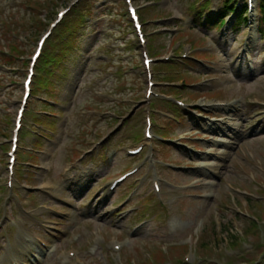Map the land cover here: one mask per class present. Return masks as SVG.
<instances>
[{
    "label": "rangeland",
    "instance_id": "1",
    "mask_svg": "<svg viewBox=\"0 0 264 264\" xmlns=\"http://www.w3.org/2000/svg\"><path fill=\"white\" fill-rule=\"evenodd\" d=\"M70 1L0 0V63L25 68L35 40L53 20L55 13ZM117 1L121 0H81L57 27L35 69L30 102L37 111L35 114H26L25 120L44 131L46 127H52L53 132L46 133L50 141L35 139L26 134L24 145L39 152L20 156V160H31L38 166L50 161L51 171L46 181L61 182L60 194L73 207L62 210L66 216L61 222L57 221L58 224L55 223L52 231L10 229L5 226L0 254L14 255L18 251L23 252L26 246L31 245V234L41 233L57 244L56 255L47 258L49 264H66L63 254L71 248L82 251L78 258L68 264H110L103 244L123 239L128 241V245L121 252L122 264H177L190 251L187 247L189 243L193 244L195 264H264V229L247 234L249 221L239 214L240 211L251 213L256 223L252 224L253 230L259 228V223L264 224V196L260 192L264 191V109L258 105L264 103V41H260L256 34L255 21L249 37H245L242 29L239 33L233 31L226 40L221 38V30L204 28L201 19L193 18V12H189L188 8L193 6L195 0H154L168 5L161 7L164 9L149 7L141 10V20L146 24L145 32L147 35L152 33L148 35V51L153 58L158 59L168 51L173 52L176 57L183 50L192 52L180 62L153 65L154 73L166 87L160 93L172 98H182L187 103H229L228 108L209 113L211 117H226L218 124L223 133L216 127L214 129L219 133L206 132L208 121L197 123L188 116H180L178 108L162 101H153V111L166 116L160 118L159 122L161 119L165 120L160 123L154 119L157 134L165 138H179L184 133H189L190 136L205 134L202 137L207 138L208 143L201 141L196 144L197 140H190L193 144L191 146L196 149L195 153L160 148L158 157L164 159L160 164L169 165L171 163L165 162L169 160L176 165H188L194 169L180 172L161 169L164 178L171 182V185L163 186L161 198L152 194L149 183L140 188L138 186L130 204L136 210L126 220L107 212L119 202L121 196H125L136 186L134 182L125 185L109 201L92 197V194L102 183L108 184L130 165L124 150L135 145L126 142H137L140 127L143 130L139 112L125 123L123 133L126 134L127 141L125 142L124 137L120 148L114 146L113 150L118 153L112 161L107 159H112L111 151L104 155V148L100 154L97 153L99 155L95 159H98L86 162L85 166L71 175L74 177L72 181L62 178L61 174L69 162L90 147L92 142L106 135L114 125L102 121L92 124L86 111L110 110L123 115L129 106L120 105L118 98L140 100L143 97L145 85L139 53L136 51L138 47L124 16L125 7L116 3ZM222 1L211 0L210 6L220 7ZM148 2L149 0H135L141 8L153 6ZM183 13L189 14L194 23L189 31L173 33L176 28H184L183 23L173 20ZM201 15L208 17L206 11L201 12ZM167 16L173 17L172 20H166ZM165 25H170L166 29L170 33L163 32ZM10 44L12 45L9 46ZM202 49L209 51L211 55L206 57V52H200ZM4 50H10L13 59L6 58ZM243 50L254 57L255 68L251 72L241 59ZM102 54L107 57L105 61L99 59L103 57ZM94 57L99 59L98 62ZM199 60L210 66L208 70L195 63ZM87 63H91L89 67H94V72L86 70ZM133 65L137 68L134 75L122 72ZM23 77L24 71L21 73L16 70L13 73L0 68V202L5 195L3 151L8 146L4 144L6 138H9L16 109L15 101L20 96ZM208 78H213L214 81L198 88L188 87L189 83L196 84ZM12 80L14 84H10ZM178 84L184 87H176ZM101 93L113 95L116 99L113 101L102 98ZM48 99L60 105L61 114L57 119L41 117V114H46L45 110L52 113V116L58 112L56 107L45 103ZM227 127L233 131L228 132ZM44 138L47 139L45 136ZM216 138L225 139L229 145L221 147L210 143ZM206 152H214L219 159L209 158V169L206 172L198 171L197 162L207 161L202 159ZM30 169L28 172L18 167V177L28 181L30 185H37L40 180L36 181L35 177L39 172L34 168ZM246 193L259 196L260 201L247 206ZM17 194L22 195L28 208L43 201L41 196L35 194L31 204L26 200L25 192L18 191ZM148 197L151 202L144 205V200ZM29 200H32V196ZM139 208L144 210V214L137 219L138 213H135ZM175 218L186 224L185 229L177 234L172 233L169 227ZM139 221H145V225L135 235H129L130 227ZM10 231L13 234L7 239ZM77 234L81 237L78 243H74L72 239ZM231 236L237 239V243L232 246ZM198 239L200 242L202 239L207 242V250H201L199 242L195 245ZM95 242L99 244V249L90 257L85 251ZM169 242L176 243V246L170 247Z\"/></svg>",
    "mask_w": 264,
    "mask_h": 264
},
{
    "label": "trees",
    "instance_id": "2",
    "mask_svg": "<svg viewBox=\"0 0 264 264\" xmlns=\"http://www.w3.org/2000/svg\"><path fill=\"white\" fill-rule=\"evenodd\" d=\"M261 14H262V20H263V24H262V33H264V0L262 1V5H261ZM235 243H236V237H234V236H231L230 237V245H235ZM200 245H201V247H206V245H207V242L204 240V239H202V241H201V243H200Z\"/></svg>",
    "mask_w": 264,
    "mask_h": 264
},
{
    "label": "bare ground",
    "instance_id": "3",
    "mask_svg": "<svg viewBox=\"0 0 264 264\" xmlns=\"http://www.w3.org/2000/svg\"><path fill=\"white\" fill-rule=\"evenodd\" d=\"M209 130H210V128H209ZM220 143V142H219ZM222 143V142H221ZM208 158V156L207 157H205V159H207ZM205 165H208V164H205ZM202 168V167H201Z\"/></svg>",
    "mask_w": 264,
    "mask_h": 264
}]
</instances>
